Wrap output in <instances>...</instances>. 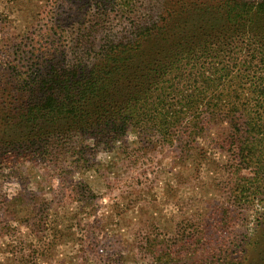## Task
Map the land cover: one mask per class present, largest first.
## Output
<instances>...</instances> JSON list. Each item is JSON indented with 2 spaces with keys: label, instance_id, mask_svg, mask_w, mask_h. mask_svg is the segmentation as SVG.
Returning <instances> with one entry per match:
<instances>
[{
  "label": "rangeland",
  "instance_id": "374dc122",
  "mask_svg": "<svg viewBox=\"0 0 264 264\" xmlns=\"http://www.w3.org/2000/svg\"><path fill=\"white\" fill-rule=\"evenodd\" d=\"M95 1L0 0V69L27 80L65 52L76 30L68 22ZM110 20L120 35L126 20ZM1 118L0 264H198L231 254L246 264L264 250V165L243 161L245 127L218 120L173 141L152 130L149 143L129 133L109 147L65 134L32 158L9 154L19 139ZM63 142L72 146L58 151ZM254 150L264 155L263 131Z\"/></svg>",
  "mask_w": 264,
  "mask_h": 264
},
{
  "label": "trees",
  "instance_id": "16d2710c",
  "mask_svg": "<svg viewBox=\"0 0 264 264\" xmlns=\"http://www.w3.org/2000/svg\"><path fill=\"white\" fill-rule=\"evenodd\" d=\"M88 11L68 22L76 30L65 52L27 80L0 69L1 124L19 139L9 154L40 158L53 137L72 133L106 147L129 133L149 143L152 130L173 141L226 120L246 128L237 132L245 136L243 161L252 170L264 165V155L252 153L264 132V0H96ZM113 14L126 20L120 35L111 33ZM231 257L198 264H231ZM246 264H264V250Z\"/></svg>",
  "mask_w": 264,
  "mask_h": 264
}]
</instances>
